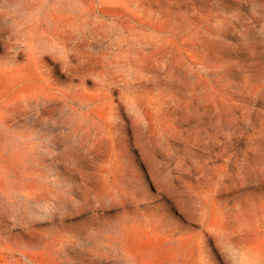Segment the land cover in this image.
<instances>
[{
	"label": "rangeland",
	"instance_id": "374dc122",
	"mask_svg": "<svg viewBox=\"0 0 264 264\" xmlns=\"http://www.w3.org/2000/svg\"><path fill=\"white\" fill-rule=\"evenodd\" d=\"M0 264H264V0H0Z\"/></svg>",
	"mask_w": 264,
	"mask_h": 264
}]
</instances>
